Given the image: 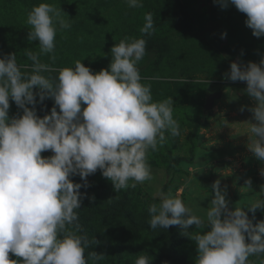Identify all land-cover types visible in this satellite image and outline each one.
<instances>
[{"label":"clouds","instance_id":"1","mask_svg":"<svg viewBox=\"0 0 264 264\" xmlns=\"http://www.w3.org/2000/svg\"><path fill=\"white\" fill-rule=\"evenodd\" d=\"M125 2L143 7L142 0ZM214 3L222 9L235 6L246 15L253 36L264 37V0ZM144 20L140 32L151 35L153 15L146 13ZM26 24L28 42L38 45L37 51L25 49L31 71L21 70L15 52L0 56V264H100L105 253L85 255L100 241L82 234L77 210L87 193L81 189L91 187L88 177L98 170L116 193L153 181L149 152L163 146L166 131L180 135L173 100L154 102L151 85L142 82L137 65L146 55L145 39L114 44L108 67L99 71L79 60L53 69L40 57L55 61L57 32L71 27L64 11L42 2L28 12ZM52 71L54 78L45 75ZM223 78L247 84L243 91L253 104L240 108L252 113L246 147L264 165V57L259 63L232 62ZM47 99L54 105L41 117L36 106ZM10 102L22 114L10 116ZM49 151L52 155H42ZM76 176L82 182H75ZM211 188L203 217L178 196L157 192L158 202L148 207L150 227L179 226L180 235L195 244L194 264H251L250 257L264 256V220L253 222L258 210L264 212V185L247 209L230 207L227 186L219 180ZM241 189L254 191L252 179ZM193 226L199 231H189ZM134 264L152 260L140 255Z\"/></svg>","mask_w":264,"mask_h":264},{"label":"rangeland","instance_id":"2","mask_svg":"<svg viewBox=\"0 0 264 264\" xmlns=\"http://www.w3.org/2000/svg\"><path fill=\"white\" fill-rule=\"evenodd\" d=\"M42 2L62 8L71 24L57 32L55 61L43 55L42 62L59 69L73 67L79 60L99 71L108 67L114 44L143 38L146 55L137 65L142 82L151 85L154 102L173 100V116L180 126L179 136L166 131L163 146L148 154L153 181L116 193L99 170L88 177L91 187L81 189L87 196L77 210L79 223L82 234L100 243L86 249L85 255L105 253L100 264H134L140 255L150 257L152 264H194V242L180 235L179 226L152 229L148 207L158 202L157 192L171 193L203 217L217 180L221 187L227 186L232 208L238 204L247 209L261 197L264 165L246 147V121L252 113L247 108L240 111L253 101L243 91L246 82L223 77L234 61L259 63L264 37L253 36L246 15L235 6L222 9L214 0H142L141 8H129L125 0H0V56L15 52L24 72H30L32 64L25 49L38 50L36 43L27 40V14ZM146 13L153 15L151 35L140 32ZM225 32L226 38H221ZM45 75L54 78L57 72ZM219 91L221 97L206 108L209 95ZM10 103V116L22 114ZM53 105L51 99L37 104L38 115L43 117ZM248 178L254 191L241 189ZM73 179L82 182L79 176ZM248 215L253 218L251 212ZM260 220L264 212L258 210L253 222ZM189 231L199 230L193 226ZM249 259L251 264H262L264 256Z\"/></svg>","mask_w":264,"mask_h":264},{"label":"water","instance_id":"3","mask_svg":"<svg viewBox=\"0 0 264 264\" xmlns=\"http://www.w3.org/2000/svg\"><path fill=\"white\" fill-rule=\"evenodd\" d=\"M222 92L211 93L207 99L206 108H212L216 98L221 97Z\"/></svg>","mask_w":264,"mask_h":264},{"label":"trees","instance_id":"4","mask_svg":"<svg viewBox=\"0 0 264 264\" xmlns=\"http://www.w3.org/2000/svg\"><path fill=\"white\" fill-rule=\"evenodd\" d=\"M197 132H198V126L195 127L194 132H193V136H195L197 134Z\"/></svg>","mask_w":264,"mask_h":264}]
</instances>
